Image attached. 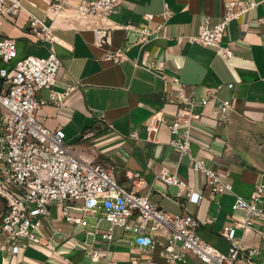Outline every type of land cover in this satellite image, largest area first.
<instances>
[{
    "label": "crops",
    "instance_id": "0c3cea01",
    "mask_svg": "<svg viewBox=\"0 0 264 264\" xmlns=\"http://www.w3.org/2000/svg\"><path fill=\"white\" fill-rule=\"evenodd\" d=\"M119 1L106 19L78 13L74 7L78 0H69L60 14L50 19L45 17L47 0H20L22 10L17 16L0 14V38L15 40L17 59L44 57L49 44L37 42L29 33L28 14L44 19L52 28V46L61 64L53 89L64 91L69 84L73 89L63 106H41L38 120L51 130L62 129L65 142L76 154L111 170L124 187H131L125 171L139 172L148 184L140 194L149 191L150 200L168 213L192 215L199 222L197 234L225 253L229 242L221 235L223 227L242 219V212L231 210L235 196L249 200L255 185L264 184V24L257 21L264 15V5L228 24L220 45L229 46L232 56L224 58L220 50L187 38L198 34L203 18L213 27L230 1L249 0ZM164 11L169 12L166 19L161 16ZM145 14H151L152 19L146 20ZM127 24L143 26L150 35L125 28ZM95 27L111 28L110 46L92 44ZM115 50L124 52L125 59L113 62L103 58L107 51ZM145 61L155 62L157 70L144 68ZM13 63L0 60V70H11ZM161 73L177 77L187 94L196 99L214 92L205 115L212 116L220 100L232 102L226 122L204 117L194 124L191 134V153L206 167L227 173L231 182L232 193L216 197L218 205L207 198L205 177L169 146L166 125L160 126L155 140L147 138L148 118L162 112L170 123L177 108L176 87L164 82ZM228 84H232L230 89ZM50 94L51 90L41 89L36 95L47 101ZM82 134L89 137L83 140ZM163 167L202 192L203 198L193 204L187 202L184 192L174 197L175 188L154 180ZM257 205L264 206V190ZM50 212V219L43 221L40 229L42 249L27 246L10 254L0 246V264H109L104 258L90 260L80 244L89 238L81 229L66 224L56 208L51 207ZM207 219L211 222L204 223ZM234 236L246 249L240 264H247L248 249L256 250L254 264H264V220L246 230L235 229ZM133 237L132 232L113 229L112 242L106 247L116 264H130L131 257L138 258L135 264H166L157 256L147 262L145 248L127 244ZM186 264L199 263L186 252Z\"/></svg>",
    "mask_w": 264,
    "mask_h": 264
},
{
    "label": "built area",
    "instance_id": "2783aa9c",
    "mask_svg": "<svg viewBox=\"0 0 264 264\" xmlns=\"http://www.w3.org/2000/svg\"><path fill=\"white\" fill-rule=\"evenodd\" d=\"M69 0H47L45 17L58 16ZM119 0H78L74 6L78 13L93 19H106L118 6ZM264 0L246 2L230 1L218 22L208 27V18H203L196 36L188 37L189 42H197L220 50L222 57L229 58V46H221L220 39L228 24L239 22L246 14ZM22 10L20 0H0V14L17 16ZM168 11L161 16L166 19ZM146 20L152 19L145 14ZM29 33L37 42L49 44V52L44 57L27 55L17 59L16 42L12 38H0V60L14 61L11 70H0V246L8 253L17 254L27 246L42 249L40 243L43 221L51 217L50 208L57 209L63 221L81 229L86 238L81 241V249L92 261L104 258L109 264H116L107 249L112 242L115 227L134 234L126 240L128 245L146 249V261L154 256L166 264H186V252L191 253L199 264H240L241 254L246 250L234 236L235 229L246 230L256 222L264 220V206L259 202L264 184L255 185L249 200L235 196L232 211L242 212V219L233 226L223 227L221 235L229 242L227 252H221L204 241L198 234L199 222L190 214H171L160 209L149 198L147 182L137 171L127 170L125 179L131 187L120 184L111 170L92 163L76 154L65 142L62 129L51 130L38 120V110L50 103L61 107L73 84L64 91L53 89L60 69V60L52 46V28L44 19L28 14ZM264 24V15L257 19ZM144 36L150 31L143 26L127 24ZM92 44L96 47L111 45V28L92 29ZM104 59L119 62L125 59L121 50L107 51ZM147 70H157L155 62L145 61ZM164 82L176 87L177 108L173 120L166 122L162 112H155L145 124L147 138L154 136L161 125L169 132V146L180 157H187L190 168L205 177L207 198L217 205L216 197L232 193V185L227 173L219 174L205 166L202 159L190 151L191 134L194 124L202 118H212L216 122H226L233 110L229 99L220 100L212 116L205 115L204 109L215 98L214 92L196 99L187 94L177 77L160 74ZM230 89L232 84H228ZM41 89L51 90L48 100L37 97ZM201 108L202 110H198ZM89 134H82L85 140ZM167 187L175 188L174 197L185 193L187 202L197 204L202 192L189 187L175 172L163 167L154 177ZM91 221V222H90ZM211 222L207 219L204 223ZM106 224V228H102ZM255 249H248L245 261L254 264ZM137 257L130 258L135 264Z\"/></svg>",
    "mask_w": 264,
    "mask_h": 264
},
{
    "label": "rangeland",
    "instance_id": "374dc122",
    "mask_svg": "<svg viewBox=\"0 0 264 264\" xmlns=\"http://www.w3.org/2000/svg\"><path fill=\"white\" fill-rule=\"evenodd\" d=\"M127 235H128V234H127ZM127 235H126V236H127Z\"/></svg>",
    "mask_w": 264,
    "mask_h": 264
}]
</instances>
